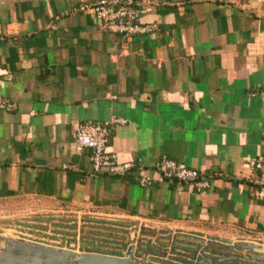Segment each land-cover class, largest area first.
Segmentation results:
<instances>
[{"label": "crops", "instance_id": "1", "mask_svg": "<svg viewBox=\"0 0 264 264\" xmlns=\"http://www.w3.org/2000/svg\"><path fill=\"white\" fill-rule=\"evenodd\" d=\"M94 0H0V203L36 200L155 230L259 241L264 198V0H136L130 38L78 8ZM119 118L107 149L132 166L93 174L75 126ZM181 162L206 189L157 180ZM153 179L140 186L138 173Z\"/></svg>", "mask_w": 264, "mask_h": 264}, {"label": "water", "instance_id": "2", "mask_svg": "<svg viewBox=\"0 0 264 264\" xmlns=\"http://www.w3.org/2000/svg\"><path fill=\"white\" fill-rule=\"evenodd\" d=\"M105 224H90L82 252L0 234V264H264L259 241Z\"/></svg>", "mask_w": 264, "mask_h": 264}, {"label": "built area", "instance_id": "3", "mask_svg": "<svg viewBox=\"0 0 264 264\" xmlns=\"http://www.w3.org/2000/svg\"><path fill=\"white\" fill-rule=\"evenodd\" d=\"M82 12H89L103 22L105 27L117 34L130 38L136 35L145 34L150 31V26L139 23L140 15L149 10L146 6H141L136 0H94L92 2H82L78 8ZM16 104L7 100H0V109L12 111ZM124 123L119 118H111L102 123H81L75 126V144L78 151L89 150L93 168V174L107 173L112 175L124 174L132 164L129 162H118L116 155L107 149L108 128L112 123ZM257 173L248 178V183L255 187L254 196L264 198V155L259 157L255 163ZM154 172L157 180L166 182H181L197 189H206L210 185V180L204 172L190 168L181 162L163 158L154 166ZM151 178L138 173V184L140 186H149L152 183ZM28 224V223H25ZM31 224V223H29ZM53 221L46 219L41 225L45 227L43 232L47 236L61 237V234H54ZM23 236V235H21ZM19 236V239L35 242L31 239ZM57 244H47L43 241L36 242L44 245L69 249L74 252H82L84 246L79 245L78 235L74 238L68 237L63 240L61 237ZM44 240V239H42ZM63 243V247L62 246Z\"/></svg>", "mask_w": 264, "mask_h": 264}, {"label": "rangeland", "instance_id": "4", "mask_svg": "<svg viewBox=\"0 0 264 264\" xmlns=\"http://www.w3.org/2000/svg\"><path fill=\"white\" fill-rule=\"evenodd\" d=\"M59 207L46 205L36 200H13L0 203V234L14 239H19V236L23 235L21 237H25L28 240L31 239L35 242L43 241L52 245L57 244L56 242H59L62 236L64 240L68 237L74 238L77 234L79 245L85 247L89 246L87 242L89 241L88 231L90 224H94L96 221H106L108 224L104 226L119 223L115 220L91 217L85 213H79L77 210H67L66 208L61 209ZM46 219L53 221V233H59L62 235L61 237L56 238L54 235L47 236L43 233L45 227L41 223L46 221ZM120 224H123V227L137 228L140 226L132 222H121ZM98 234L95 232V235L100 237ZM61 247H63V243Z\"/></svg>", "mask_w": 264, "mask_h": 264}]
</instances>
